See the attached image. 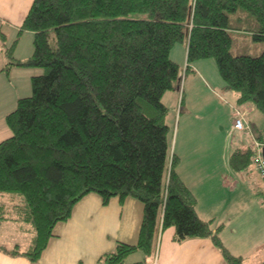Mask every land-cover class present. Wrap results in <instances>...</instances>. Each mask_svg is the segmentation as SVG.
<instances>
[{"label": "trees", "instance_id": "1", "mask_svg": "<svg viewBox=\"0 0 264 264\" xmlns=\"http://www.w3.org/2000/svg\"><path fill=\"white\" fill-rule=\"evenodd\" d=\"M237 11L254 17L249 32L264 41V0H32L18 31L32 33V53L13 58L17 35L3 69L43 73L30 78L31 94L5 117L11 135L0 141V194L20 199L15 215L34 233L24 252L30 262L55 224L96 193L103 205L131 197L143 206L137 243H116L98 264H127L136 249L151 256L159 223L174 228V241L210 238L228 264H241L199 218L196 197L176 172L162 101L180 83L170 51L186 42L185 69L213 59L224 87L238 95L234 107L264 114V51L231 53L229 15ZM251 134L264 143V128ZM253 153L251 146L233 151L231 168L247 172Z\"/></svg>", "mask_w": 264, "mask_h": 264}, {"label": "crops", "instance_id": "2", "mask_svg": "<svg viewBox=\"0 0 264 264\" xmlns=\"http://www.w3.org/2000/svg\"><path fill=\"white\" fill-rule=\"evenodd\" d=\"M31 3L32 0H0V30L4 34V40L0 42V73L5 72L3 68L8 61L5 49L9 48L17 37L21 22ZM23 36L32 37V33L23 31L18 35L12 52L15 60L24 61L32 53L29 49L27 55L20 56L21 42L18 41ZM186 45V42L175 44L170 51V58L180 69L184 68L186 63ZM201 63L202 60H198L190 64L194 71L187 76L183 84L184 89L187 84L190 90L194 89L191 93L196 94L197 90L193 86L200 84L209 88L206 79L210 78L226 96L231 116L232 107L237 105V93L226 89L223 82L213 80V74L203 70L205 62ZM14 67L20 69L18 66L10 65L6 72L16 71L13 70ZM181 72L182 70L180 78ZM34 73L38 75V72ZM180 84L175 89L167 91L162 101L167 107L165 95L169 93L176 96L177 100H181L180 105L185 112L189 103L184 102L185 93L180 98L178 92ZM249 106H240L245 112L246 122L253 132L262 130L264 126L259 123L260 116L254 112L252 106ZM9 113L10 111L5 117ZM200 118L194 120V125L190 126L189 121H185L181 129L180 123L177 128L173 127L171 150L178 157L176 172L196 197L197 215L209 223L212 233H217L227 251L233 257L239 258L241 264H261L264 261V186L252 167L247 172H241L233 170L229 164V157L233 151L248 147L243 136L239 137L238 134L234 138L238 139L233 143L234 133L247 135L251 147L254 139L248 132L232 130V116L225 135L218 132L217 122H212L208 127L205 121H198ZM249 118L259 126L252 123ZM168 127L170 129L171 125ZM207 128H212L210 136ZM220 129L223 131L224 127ZM216 138H220L219 153L212 151ZM248 172H254L256 178L249 177ZM0 205L7 211L8 205ZM142 213V203L134 198L128 197L120 202L117 197H113L103 205L99 195L89 193L73 206L67 220L55 224L52 237L34 262H30L24 254L33 243L34 233L31 225L18 220L15 214L11 216L5 214L6 218L0 220V264H98L99 259L111 252L116 243L129 245L137 243ZM9 223H16L17 226L13 229L19 232L32 233L25 247L16 241L9 243L7 239L1 237L10 230ZM173 235V227L162 230L159 223L153 254L146 256L141 250L136 249L126 257V263L228 264L210 238H190L176 242ZM14 248H17L18 252L11 254Z\"/></svg>", "mask_w": 264, "mask_h": 264}, {"label": "rangeland", "instance_id": "3", "mask_svg": "<svg viewBox=\"0 0 264 264\" xmlns=\"http://www.w3.org/2000/svg\"><path fill=\"white\" fill-rule=\"evenodd\" d=\"M229 19L231 26L229 34L232 40L231 53L233 55L256 56L264 51V41L254 40L252 38L251 32H249L250 30H256L255 24L257 25V23L254 17L248 15L247 13L237 11L233 14H230ZM7 42H9V40H7ZM18 42H21L19 50L22 54L20 56L27 55L29 53V49H31V51L33 50L32 37L23 36ZM203 62H205V67L203 68V70L205 69L210 74H213V80H219L220 82H223L218 73L215 61L211 58H208L202 59L201 64H204ZM24 68L25 67H20V69H18L17 67H14L13 70L16 71L11 72L10 70V74L6 71L0 73V141L8 138L11 135L10 130L4 122L6 113L8 111L12 112L15 109L16 100L18 98L26 97L31 94L30 77L32 75H35L34 72H38V74L43 73V70L39 68ZM180 70H182L181 84L179 85L180 90L178 92L180 93V98L183 93H185L184 102L189 103V106H186L187 110L184 112L183 106L180 105L181 100H177L176 96L174 97L172 95H169V93H167L168 95H165L168 109L166 123L168 125H171L169 135L170 143H172V139L174 136V126L177 128L180 123L179 129H181L182 124L184 125L185 121H189L188 123L190 126L194 125V120L200 117L201 118L198 121H205L206 126L208 127H210L212 122H217L219 130L218 132H221L225 135L227 127H229L231 123V116L230 110L228 108V100L226 99V96L222 94V91L218 89V84L213 83L210 78H207L206 81L209 85V88H206L205 86L200 84H196L193 86V88L197 90V93L192 94L191 91H193L194 89L190 90V86H188L187 84L184 89L183 84L185 83L186 78H188L187 76L190 74V72L194 71V68L191 66L188 69L181 67ZM253 110L256 114H258V116H260L259 123L264 126V114L260 113L256 109ZM179 112H181V115H179ZM249 120L252 123L256 124V122H254L252 118H249ZM256 125L259 126V124ZM220 127H224V130L220 131ZM211 129L212 128H207V133L209 136L211 134ZM237 134L239 135V137L243 136V139L246 140L247 145H250V138L247 135H242L241 133H234L233 143L238 139H234ZM206 137L208 138V136ZM218 140H220V138H216L215 143L212 147V151H215L217 153L221 151V144L220 142L218 143ZM229 142L231 144V140H229ZM201 147L204 148L202 145ZM202 148H199V150H203ZM248 175L253 179L256 178L254 172H248ZM0 204L8 205L5 214L11 216L15 214L14 209L16 208V205L20 204V199L17 197L15 198L14 196H11L9 194H3L2 196L0 194ZM8 226L10 230L7 234L5 233L1 237L7 239L6 241H9V243L16 241L23 247H25L29 242V237L32 236V233H27L26 231L19 232L16 229H13L14 226H17L16 223H9Z\"/></svg>", "mask_w": 264, "mask_h": 264}, {"label": "built area", "instance_id": "4", "mask_svg": "<svg viewBox=\"0 0 264 264\" xmlns=\"http://www.w3.org/2000/svg\"><path fill=\"white\" fill-rule=\"evenodd\" d=\"M186 67V63L184 68ZM181 83V78H180ZM232 130L239 132H248L251 134V128L245 120V112L237 107L232 108ZM252 136V134H251ZM253 137V136H252ZM254 153L251 160L252 170L258 175L264 186V143H258L254 141L252 144Z\"/></svg>", "mask_w": 264, "mask_h": 264}, {"label": "water", "instance_id": "5", "mask_svg": "<svg viewBox=\"0 0 264 264\" xmlns=\"http://www.w3.org/2000/svg\"><path fill=\"white\" fill-rule=\"evenodd\" d=\"M264 155V154H263Z\"/></svg>", "mask_w": 264, "mask_h": 264}]
</instances>
